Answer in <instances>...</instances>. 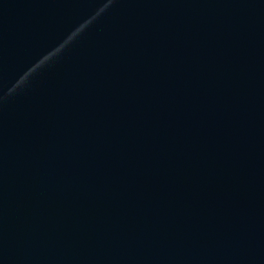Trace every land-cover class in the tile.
I'll return each instance as SVG.
<instances>
[{
	"label": "water",
	"instance_id": "obj_1",
	"mask_svg": "<svg viewBox=\"0 0 264 264\" xmlns=\"http://www.w3.org/2000/svg\"><path fill=\"white\" fill-rule=\"evenodd\" d=\"M0 264H264V0H0Z\"/></svg>",
	"mask_w": 264,
	"mask_h": 264
}]
</instances>
